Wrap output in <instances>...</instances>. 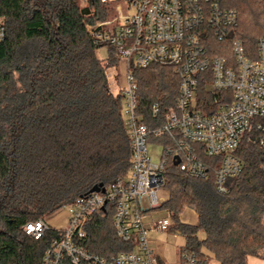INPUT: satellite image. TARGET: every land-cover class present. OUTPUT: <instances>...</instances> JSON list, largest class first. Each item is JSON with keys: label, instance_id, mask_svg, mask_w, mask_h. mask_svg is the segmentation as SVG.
I'll list each match as a JSON object with an SVG mask.
<instances>
[{"label": "trees", "instance_id": "1", "mask_svg": "<svg viewBox=\"0 0 264 264\" xmlns=\"http://www.w3.org/2000/svg\"><path fill=\"white\" fill-rule=\"evenodd\" d=\"M0 0L7 38L0 43V264H43L56 232L40 240L21 227L57 213L79 195L124 178L132 167L130 137L122 115L123 94L114 92L108 70L118 68L112 49L100 59L87 26L107 20L99 0ZM238 11L234 38L256 58L264 37V0H223ZM219 54V52H216ZM138 84L139 113L149 126L160 125L175 106L180 78L168 66L133 68ZM118 74L115 75L117 80ZM200 96L208 99L204 86ZM162 114L153 118L152 106ZM258 135L257 131H253ZM170 144L166 138H151ZM199 157L207 165L201 147ZM238 156L241 174L229 181L225 194L214 176H183L169 161L163 208L171 213V232L186 239L189 253L207 264H249L264 249V148L246 136ZM211 168L210 171H212ZM192 209L197 225L181 221ZM84 246L110 257L131 249L113 226V210L94 214L86 225ZM199 231L205 238L198 237ZM64 264H68L65 262Z\"/></svg>", "mask_w": 264, "mask_h": 264}, {"label": "built area", "instance_id": "2", "mask_svg": "<svg viewBox=\"0 0 264 264\" xmlns=\"http://www.w3.org/2000/svg\"><path fill=\"white\" fill-rule=\"evenodd\" d=\"M99 1L104 6L112 3ZM115 10L112 19L90 24L87 30L94 44L112 49L119 59L132 167L126 177L79 195L55 213L65 210L63 226L50 222L53 214L21 227L35 240L49 231L57 233L43 264H165L151 234L170 232L173 225L171 213L163 208L166 198L160 195L168 162L178 157L175 166L185 177L208 179L212 173L217 191L225 194L229 181L243 170L238 156L243 139L248 136L264 148V37L258 39L253 58L233 37L239 25L236 9L225 7L223 0H119ZM6 38V19L0 16V43ZM156 64L170 67L180 78L179 92L162 123L149 126L139 113L132 69ZM201 85L208 99L200 96ZM161 114V107L154 104L153 118ZM151 138L171 141L164 145L159 164L149 154ZM197 147L208 157H218V165L201 160ZM110 209L117 237L131 249L104 257L86 249L84 241L91 217ZM179 255L181 264H207L185 248Z\"/></svg>", "mask_w": 264, "mask_h": 264}, {"label": "rangeland", "instance_id": "3", "mask_svg": "<svg viewBox=\"0 0 264 264\" xmlns=\"http://www.w3.org/2000/svg\"><path fill=\"white\" fill-rule=\"evenodd\" d=\"M118 1L119 0H112V3H110L109 5H107V6L103 5L107 9V12H108L107 20L112 19L116 15L115 9H116V4L118 3ZM87 4H88L87 0H81L82 6H86ZM124 8L126 9L125 4H124ZM98 21H104V20H98ZM98 21H96V22H98ZM97 55L100 59H105L109 55V49L105 46L99 47L97 49ZM116 74H118L117 80L119 81L121 78L119 65H118L117 70H116V68H111L108 70L109 81L111 84V88L114 92L119 91V84L115 78ZM148 149H149V154L152 157L153 163L159 164L162 160L164 145L160 142H157V141H150L148 144ZM160 195L164 196L166 198V200L168 199V194L166 192H164V190H162L160 192ZM185 210L183 211L184 214L182 212L183 217L194 225L197 221V218H196L194 211L190 208H186ZM65 214H66L65 210L61 211L57 215L58 216L57 220L61 221L64 218ZM180 218H181V216H180ZM52 223H57V222L52 221ZM156 237L160 242H162L164 244V247H165L167 253L171 256L175 255V253L177 251H179L182 247H184L186 245L185 237L181 233H179L178 231H174V232L170 231V233H168V234L159 233L158 235H156ZM198 237L200 239H204L205 233L203 231H199ZM260 253L262 254V257L251 256L249 258V264H264V249H262ZM209 264H218V263L214 259L211 258V261L209 262Z\"/></svg>", "mask_w": 264, "mask_h": 264}, {"label": "crops", "instance_id": "4", "mask_svg": "<svg viewBox=\"0 0 264 264\" xmlns=\"http://www.w3.org/2000/svg\"><path fill=\"white\" fill-rule=\"evenodd\" d=\"M116 81L119 83L120 80L119 81L116 80ZM183 214H184V212H183ZM183 214L181 215V221L183 223L193 225L192 223H190L188 220H186L183 217ZM57 215L58 214H55L53 217H51L50 222L51 223H52V221L57 222V223H52L55 226H63L64 225V218H65L66 214H65L64 218L61 221L57 220V217H58ZM195 215H196V213H195ZM196 218H197V215H196ZM197 224H198V219H197V221H196V223L194 225H197ZM168 233H170V232H167V233H164V234H168ZM158 234L159 233H155V232L152 233L151 234V238H152V241H153V245H154L158 255L160 256V258L165 261V264H181L180 255H179L180 250L177 251L175 253V255H173V256L169 255L167 253L165 247H164V244L157 239L156 235H158Z\"/></svg>", "mask_w": 264, "mask_h": 264}, {"label": "water", "instance_id": "5", "mask_svg": "<svg viewBox=\"0 0 264 264\" xmlns=\"http://www.w3.org/2000/svg\"><path fill=\"white\" fill-rule=\"evenodd\" d=\"M178 164H179V158L176 157V160L174 161V165H178ZM102 185H103V184H100V185H96V186H94V187L91 189L90 192L99 191V190L101 189V187H103Z\"/></svg>", "mask_w": 264, "mask_h": 264}]
</instances>
